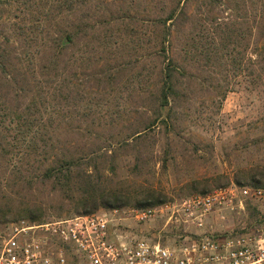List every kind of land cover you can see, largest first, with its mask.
<instances>
[{
  "label": "trees",
  "instance_id": "1",
  "mask_svg": "<svg viewBox=\"0 0 264 264\" xmlns=\"http://www.w3.org/2000/svg\"><path fill=\"white\" fill-rule=\"evenodd\" d=\"M223 58L221 99L264 61V0H0V106L23 122L47 115L46 163L31 177L19 174L16 186L49 183L74 214L164 203L161 192L123 189L110 176L130 150L139 172L140 146L155 143L162 124L172 132L175 108L191 99L194 62L218 66ZM111 103L118 110L108 113ZM231 182L264 187V171L238 170ZM205 183L188 187L206 193ZM43 214L36 204L20 209L32 222Z\"/></svg>",
  "mask_w": 264,
  "mask_h": 264
},
{
  "label": "rangeland",
  "instance_id": "2",
  "mask_svg": "<svg viewBox=\"0 0 264 264\" xmlns=\"http://www.w3.org/2000/svg\"><path fill=\"white\" fill-rule=\"evenodd\" d=\"M220 15L224 17V11ZM247 52L254 59L250 49ZM202 65L203 62L197 60L191 67L197 78L191 83L194 93L188 102L175 108L177 117L173 121V131L162 124L157 130L156 142L153 143L152 139L151 143L140 146L138 173L132 170L136 162L133 150L119 156L117 173L110 176L113 185L130 190L153 188L165 196V202H178L199 193L188 187L193 180L206 182L208 191H211L226 185L225 179L232 181L238 170L258 168L264 171V61L255 62L253 76L247 73V69L241 72L225 99L215 92L224 90V58L218 66ZM206 75L211 83L205 81L201 85L200 79ZM9 101L14 103L11 97ZM22 109L23 105L18 112ZM106 109L108 113L118 110L114 103ZM5 115L0 106V143L3 148L0 149V219H3L0 222V249L11 223L28 220L20 216L22 205H40L44 212L42 222L74 214L72 204L49 183L36 182L30 189L16 186L19 174L31 177L46 163L43 140L47 133L41 126L47 115L44 112L29 115L25 122L32 120L35 123L29 131L23 129V115L20 118L13 113ZM34 145L37 148L34 149ZM116 148L115 144L111 147ZM164 149L168 152L166 166L162 164ZM246 206L244 211H214L206 220V229L212 233H228L258 221L264 206L259 203ZM132 208L136 207L119 208L124 218L114 227L117 233H131L168 245L173 244L179 235H184L186 227L172 220L167 222L166 216L139 224L133 222L128 217Z\"/></svg>",
  "mask_w": 264,
  "mask_h": 264
},
{
  "label": "built area",
  "instance_id": "3",
  "mask_svg": "<svg viewBox=\"0 0 264 264\" xmlns=\"http://www.w3.org/2000/svg\"><path fill=\"white\" fill-rule=\"evenodd\" d=\"M264 206V187L234 182L178 202L132 208L133 222L166 216L184 225L173 244L117 233L124 217L114 208L44 222H12L0 249V264H264V211L259 220L234 232L206 229L211 213Z\"/></svg>",
  "mask_w": 264,
  "mask_h": 264
}]
</instances>
